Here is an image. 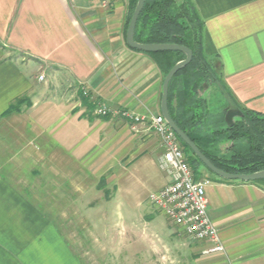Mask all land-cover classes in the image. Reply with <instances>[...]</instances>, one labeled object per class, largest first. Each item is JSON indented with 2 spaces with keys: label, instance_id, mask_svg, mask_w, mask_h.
<instances>
[{
  "label": "crops",
  "instance_id": "0c3cea01",
  "mask_svg": "<svg viewBox=\"0 0 264 264\" xmlns=\"http://www.w3.org/2000/svg\"><path fill=\"white\" fill-rule=\"evenodd\" d=\"M192 1L204 21V54L230 99L264 115V0ZM128 6L0 0V264H81L46 214L50 208L20 186L25 166L53 164L65 172L85 166L107 176L118 194L125 182L155 193L169 181L156 134H136L121 116L95 114L99 104L162 114L164 75L154 58L128 47ZM211 97L205 93L228 110L225 99ZM21 98L27 100L21 110L7 114ZM204 169L195 177L211 182L208 214L226 251L212 254L196 242V263L264 264V182L223 180Z\"/></svg>",
  "mask_w": 264,
  "mask_h": 264
},
{
  "label": "rangeland",
  "instance_id": "374dc122",
  "mask_svg": "<svg viewBox=\"0 0 264 264\" xmlns=\"http://www.w3.org/2000/svg\"><path fill=\"white\" fill-rule=\"evenodd\" d=\"M212 84H205L207 98L227 101L219 81ZM28 167L20 186L34 191L36 204L50 208L46 214L81 264H197L196 242L153 207L151 189L125 182L118 194L107 176L85 166L67 172L53 164L46 170Z\"/></svg>",
  "mask_w": 264,
  "mask_h": 264
},
{
  "label": "trees",
  "instance_id": "16d2710c",
  "mask_svg": "<svg viewBox=\"0 0 264 264\" xmlns=\"http://www.w3.org/2000/svg\"><path fill=\"white\" fill-rule=\"evenodd\" d=\"M128 2L125 36L138 0ZM180 2L146 0L135 33V39L139 43L180 45L190 48L194 53L192 63L180 71L170 84V114L178 127L218 169L233 175H249L263 171L264 115L239 107L243 117L237 118L235 124L229 127L225 120L227 106L205 98V84L214 86L213 80L219 81L226 94L229 92L217 70L204 54V21L192 0ZM134 51L154 58L164 79L177 63L186 58L181 52ZM26 102V98L17 100L7 114L20 111V107ZM228 143L230 146L224 152L221 147ZM182 145L196 177L202 166L207 170L190 148L184 143Z\"/></svg>",
  "mask_w": 264,
  "mask_h": 264
},
{
  "label": "built area",
  "instance_id": "2783aa9c",
  "mask_svg": "<svg viewBox=\"0 0 264 264\" xmlns=\"http://www.w3.org/2000/svg\"><path fill=\"white\" fill-rule=\"evenodd\" d=\"M39 79L43 81L45 76ZM95 114L99 117L121 116L128 121L134 133L144 131L158 136L162 147L159 167L169 181L163 189L150 196L151 204L182 229L191 241L206 243L209 253H225L219 231L208 214L207 187L211 182L209 179H196L182 142L163 115H142L104 104L96 107Z\"/></svg>",
  "mask_w": 264,
  "mask_h": 264
},
{
  "label": "water",
  "instance_id": "95a60500",
  "mask_svg": "<svg viewBox=\"0 0 264 264\" xmlns=\"http://www.w3.org/2000/svg\"><path fill=\"white\" fill-rule=\"evenodd\" d=\"M146 0H138L137 6L134 10L132 19L128 26L127 34H126V43L128 47L132 50H137L145 53H160V52H181L186 58L179 63H177L168 75L164 79L163 83V91H162V99H161V113L165 118L166 122L170 126V128L176 133L177 137L180 139L182 143L187 145L195 157H197L200 162L210 171L213 175L217 176L223 180H239L246 183L263 181L264 180V170L259 171L249 175H233L226 173L216 166L202 153V151L198 148V146L190 139V137L174 122L169 109V92H170V84L173 78L187 66H189L193 59L194 53L193 51L185 46L174 45V44H142L136 41L135 33L136 27L138 24V20L145 8ZM207 88V85H205ZM222 92L224 93V97L229 103V108L227 110V114L225 116L226 123L229 127H232L235 124L236 118H242L243 113L239 108H237L229 95L225 93L224 88L221 87Z\"/></svg>",
  "mask_w": 264,
  "mask_h": 264
}]
</instances>
